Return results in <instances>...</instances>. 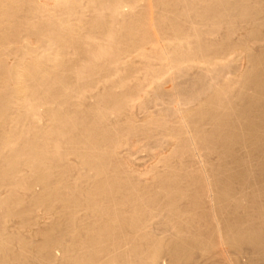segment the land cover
<instances>
[{"label": "bare ground", "instance_id": "obj_1", "mask_svg": "<svg viewBox=\"0 0 264 264\" xmlns=\"http://www.w3.org/2000/svg\"><path fill=\"white\" fill-rule=\"evenodd\" d=\"M0 264H264V0H0Z\"/></svg>", "mask_w": 264, "mask_h": 264}]
</instances>
